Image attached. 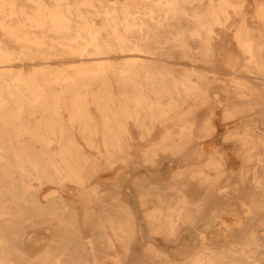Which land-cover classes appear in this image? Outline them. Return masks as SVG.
I'll return each mask as SVG.
<instances>
[{"label":"bare ground","instance_id":"6f19581e","mask_svg":"<svg viewBox=\"0 0 264 264\" xmlns=\"http://www.w3.org/2000/svg\"><path fill=\"white\" fill-rule=\"evenodd\" d=\"M252 2L257 28L246 0H0V264H264ZM228 34L242 61L224 56ZM140 169L135 198L122 183ZM41 225L54 233L29 256L26 229Z\"/></svg>","mask_w":264,"mask_h":264},{"label":"rangeland","instance_id":"374dc122","mask_svg":"<svg viewBox=\"0 0 264 264\" xmlns=\"http://www.w3.org/2000/svg\"><path fill=\"white\" fill-rule=\"evenodd\" d=\"M253 2H252V0H246V5H245V8H244V11H245V13L247 14V17L249 16V15H251V13H252V11H253ZM247 19V18H246ZM236 22V24H238V22H239V19H234V23ZM251 24H250V23ZM248 24H249V26H251V27H255V28H257V27H259V26H261L260 25V23H259V20H257V19H254L253 17L252 18H250V17H248ZM231 34H228L227 35V40H228V49H225V50H223L224 52H225V55L224 56H226L227 55V57H228V59L230 60L231 58H238L239 57V59L242 61L243 60V55H241V53L239 52V50L236 48V45H235V43L231 40ZM230 43V44H229ZM240 60H238V64L239 63H241V61ZM173 62H174V67L176 68V70L177 71H181L183 68H189V67H191V66H193L192 65V63H189V62H186V61H183V60H179V59H175V60H173ZM230 64V63H229ZM198 67V69H201V70H203V71H210L209 69L211 68V67H208V66H203V65H199V66H197ZM224 67H226V68H224ZM223 68V71H227L228 70V74H225V75H222V76H218V78H217V80H219V81H226L227 79L229 80V69H231V67H229L228 68V65H226V66H224ZM244 75V74H243ZM224 79H222V78ZM240 79H243V78H245L244 76H238ZM226 82H228V81H226ZM233 85H237V83H233ZM215 89L214 90H212L211 92L213 93L214 91L215 92H218L219 90V92H221L222 90V83H221V85L220 84H216L215 86H213ZM232 90V89H231ZM221 106V105H220ZM220 106H218L217 107V112H219L220 110H221V108H220ZM237 124H238V121H233V122H229V126H230V128H234V127H236L237 126ZM132 134L134 135V137L136 138V136H135V134H136V132H134L133 130H132ZM158 137H159V133L157 132V130L151 135V139L153 140V142H156V141H158ZM218 141H219V139H218ZM220 142H221V140H220ZM147 143H142V142H139L138 140H134L133 141V148H132V151L134 152V156L136 157L135 159H139V157H140V153H139V149L141 148V147H143L144 145H146ZM165 161V162H164ZM167 165H168V163L166 162V160H162L161 162H160V168H161V172L162 173H164L165 172V170H166V167H167ZM176 165V164H175ZM144 173V171H142V169H140V170H137V172H135V173H133V172H127V174L126 175H124V177H127V179L128 180H124L123 181V185L124 186H127V187H130V191L132 192V194H133V196L136 198V190L134 189V184L133 183H131L132 182V180H134V179H132L135 175H139V174H143ZM163 175V174H162ZM162 180V179H161ZM148 181V179H144L143 177H138V180L136 181L137 182V185H139L140 183L142 184V183H145V182H147ZM92 182H94V181H92ZM135 182V183H136ZM165 182V181H164ZM52 189H55V187L54 186H52V185H45L44 187H42V189H41V191L37 194V199L40 201V202H42V203H45V196L47 195V193L48 192H50ZM81 200V198H79L78 197V195L76 194V192L74 193V200L73 201H75V202H78L79 204H78V206L81 204V205H83V202H81L80 201ZM81 205L79 206V208H81ZM231 212L232 211H235V213H239V211H238V208H231V210H230ZM254 213V212H253ZM261 213V212H260ZM262 218H264V217H262ZM251 224H253V223H251ZM255 224H258V223H256L255 222ZM255 227H257V226H255ZM45 229H49L48 231L49 232H47V234H45L44 232H45ZM82 230H84V232H86V231H88L89 229L87 228V227H82L81 228ZM243 230H244V228H243ZM53 231V233H54V228L53 227H51V226H49V227H47L46 225H41V226H39V227H34V228H27L26 229V232H25V242L23 243V245H24V248H25V250L27 251V253L29 254V256H33V255H35L36 253H38V252H42L43 250H44V246L46 245V244H48V238H49V236L50 235H52V232ZM241 234V232H235V233H233V235H240ZM263 235H264V233H263ZM27 238H29V240L30 241H27L28 239ZM224 244L225 245H228L229 244V241H228V243H225L224 242ZM139 257V260H140V262H145V263H148L147 262V258L145 257H143L142 255H138Z\"/></svg>","mask_w":264,"mask_h":264}]
</instances>
